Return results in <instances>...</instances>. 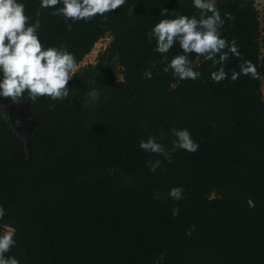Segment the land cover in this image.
<instances>
[{"label": "trees", "instance_id": "1", "mask_svg": "<svg viewBox=\"0 0 264 264\" xmlns=\"http://www.w3.org/2000/svg\"><path fill=\"white\" fill-rule=\"evenodd\" d=\"M23 3L29 22H41L42 42L66 45L77 64L101 38L111 40L96 64L75 72L67 98L0 97V108L28 102L36 120L27 143L0 109V231L16 230L5 255L20 264H264V26L256 0H216L222 35L240 53L229 55L219 82L196 53V80L164 72L147 38L166 9L199 16L192 0H126L107 20L71 30L41 0ZM181 51L176 43L166 55ZM243 61L256 76L233 80ZM173 127L190 129L198 150L172 151ZM149 135L164 153L139 147ZM177 185L181 200L168 195Z\"/></svg>", "mask_w": 264, "mask_h": 264}, {"label": "clouds", "instance_id": "2", "mask_svg": "<svg viewBox=\"0 0 264 264\" xmlns=\"http://www.w3.org/2000/svg\"><path fill=\"white\" fill-rule=\"evenodd\" d=\"M125 3L126 0H41V7L52 8L53 15L62 16L71 30L77 21H90L97 16L107 20V14ZM57 5L62 6L56 7ZM192 5L200 10L199 16L175 10L169 14L166 9L162 14L163 18L148 31L147 38L149 41L155 39L154 51L161 54L160 62L164 64V72L170 71L179 80H196L202 75L198 66H193L190 55L196 53L205 61L212 62L216 70L211 72V78L219 82L227 78L224 63L229 55L240 56V53L237 46L229 44L222 35L225 19L216 7V0H192ZM224 16L233 19L231 13L226 12ZM30 19L23 0H0V97L10 98L13 102L24 98L36 101L43 96L53 101L63 100L70 94L68 82L76 72V55L64 44L46 46L40 38V20L29 22ZM176 43L182 51L169 60L166 53ZM217 65L220 67L216 68ZM154 68L155 61L142 75L151 79ZM241 74L255 77L256 68L250 61H243L239 72L234 71L231 78L235 80ZM89 94L93 100L100 95L95 88ZM169 131L173 136L172 151L198 150L200 142L192 136L190 129L173 127ZM139 147L145 152L157 154L166 150L156 135L141 139ZM160 163L159 159L149 161V170L156 171ZM168 195L174 200L183 199V186H173ZM179 213L180 209L173 207L172 215L177 216ZM4 214V206L0 205V218ZM194 227L192 225L186 235H191ZM15 236V228L0 231V264H20L15 255H5L16 244Z\"/></svg>", "mask_w": 264, "mask_h": 264}, {"label": "rangeland", "instance_id": "3", "mask_svg": "<svg viewBox=\"0 0 264 264\" xmlns=\"http://www.w3.org/2000/svg\"><path fill=\"white\" fill-rule=\"evenodd\" d=\"M257 3V8L259 10V14L261 17V22H262V26H264V0H256ZM263 36H264V30H263ZM104 39V43H108L111 40L110 35H107ZM102 43V45L104 44ZM95 43V55H93V57H85L79 64H77V68H76V72L81 70L82 68L88 66V64H96L97 62V57L98 55L96 54L99 50H98V46L96 47ZM262 49L264 50V48L262 47ZM91 52V51H90ZM90 52L88 53V55L90 54ZM117 70V74H118V78L119 80H122V69L121 67L118 65L116 67ZM264 92V89H263ZM0 109H2L4 111V113L6 114V116L9 118V120L11 121V123L14 126V123H16L17 126L20 127V131L19 133L23 134L26 138H27V143L30 142L31 137V132L32 129L36 123L35 119H32L31 116V106L28 102H21L18 104H10L7 106H3ZM15 128V127H14ZM16 129V128H15Z\"/></svg>", "mask_w": 264, "mask_h": 264}, {"label": "built area", "instance_id": "4", "mask_svg": "<svg viewBox=\"0 0 264 264\" xmlns=\"http://www.w3.org/2000/svg\"><path fill=\"white\" fill-rule=\"evenodd\" d=\"M104 42H105V41H104L103 38H101V39L97 42L96 47L98 46V50H99V51L96 53L97 55L100 53V51H102V50L107 46L108 43H104ZM102 43H104V44L102 45ZM94 50H95V46L92 48L90 54H89V55L87 54V57H90V58L93 57V55H95Z\"/></svg>", "mask_w": 264, "mask_h": 264}, {"label": "water", "instance_id": "5", "mask_svg": "<svg viewBox=\"0 0 264 264\" xmlns=\"http://www.w3.org/2000/svg\"><path fill=\"white\" fill-rule=\"evenodd\" d=\"M14 127L16 128V130H17L18 132H21V131H20V127L17 126L16 123H14Z\"/></svg>", "mask_w": 264, "mask_h": 264}]
</instances>
